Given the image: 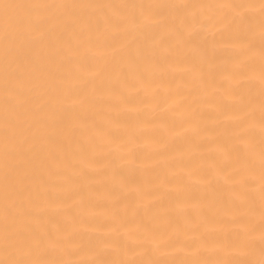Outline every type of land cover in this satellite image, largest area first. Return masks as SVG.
<instances>
[{
    "label": "bare ground",
    "instance_id": "obj_1",
    "mask_svg": "<svg viewBox=\"0 0 264 264\" xmlns=\"http://www.w3.org/2000/svg\"><path fill=\"white\" fill-rule=\"evenodd\" d=\"M0 264H264V0H0Z\"/></svg>",
    "mask_w": 264,
    "mask_h": 264
}]
</instances>
